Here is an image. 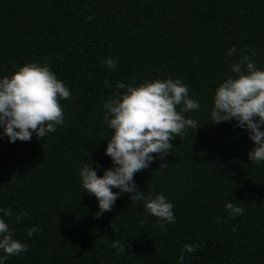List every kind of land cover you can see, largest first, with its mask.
Masks as SVG:
<instances>
[{"label": "trees", "instance_id": "trees-1", "mask_svg": "<svg viewBox=\"0 0 264 264\" xmlns=\"http://www.w3.org/2000/svg\"><path fill=\"white\" fill-rule=\"evenodd\" d=\"M231 45L264 67V0H0V76L46 59L70 92L55 132L14 143L0 136V207L28 245L5 264H176L185 243L198 247L183 264H264V162L247 159L252 142L234 121H206L212 90L230 75ZM104 57L116 67H104ZM165 77L188 86L200 109L186 115L199 125L173 137L169 153L153 154L133 181L166 196L175 222L160 227L128 193L97 217L77 171L88 162L98 176L111 167L102 104L120 91L115 81ZM225 201L243 214L229 217ZM32 225L39 231L28 237ZM117 239L125 252L114 255Z\"/></svg>", "mask_w": 264, "mask_h": 264}, {"label": "clouds", "instance_id": "clouds-1", "mask_svg": "<svg viewBox=\"0 0 264 264\" xmlns=\"http://www.w3.org/2000/svg\"><path fill=\"white\" fill-rule=\"evenodd\" d=\"M93 16L94 13L86 19ZM253 55L247 47L227 48L225 56L230 62L226 71L230 75H225L212 90L206 121H234L233 126L243 129L252 142L247 159L259 165L264 162V67L256 65L251 59ZM116 63L111 57L102 61L107 69H114ZM103 83L105 88L109 87L107 80ZM114 87L120 91H114L102 104V121L105 129L111 130L103 151L111 167L104 168L98 176L90 162L82 163L77 171L80 188L96 199L97 217L110 211L120 194L128 193L129 200L141 201L145 212L155 217L160 227L174 223L172 202L162 193L153 196L137 191L133 175L148 167L153 154L157 158L168 154L173 137L197 128L199 124L186 114L200 109V104L189 96L188 86L179 78L142 79L136 84L118 80ZM69 98L68 87L50 70L46 59L43 63L29 61L16 66L9 75L0 76V136L9 143L28 141L33 135L37 139L46 137L57 126H63L60 101ZM164 166L161 163L159 168ZM223 207L229 217L244 212L233 202L225 201ZM11 215L10 208L0 207V264L28 250L27 243L13 236L4 219ZM23 216L26 213L15 218L20 220ZM110 227L116 231L113 225ZM38 231V226L32 225L25 229V234L31 237ZM110 247L115 249L114 255L125 252L119 239L113 240ZM197 247L195 243H185L179 249L176 264H183L185 253H192Z\"/></svg>", "mask_w": 264, "mask_h": 264}]
</instances>
